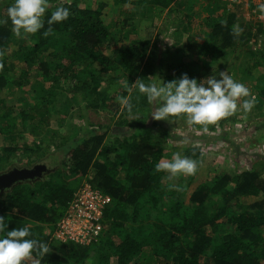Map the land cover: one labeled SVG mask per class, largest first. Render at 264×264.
Returning a JSON list of instances; mask_svg holds the SVG:
<instances>
[{
    "label": "trees",
    "instance_id": "16d2710c",
    "mask_svg": "<svg viewBox=\"0 0 264 264\" xmlns=\"http://www.w3.org/2000/svg\"><path fill=\"white\" fill-rule=\"evenodd\" d=\"M110 1L113 8L138 2L148 4L152 18L160 20L165 10H174L177 0ZM57 6L69 8V18L53 24L52 31L45 36L43 33L49 27L47 19ZM106 6L107 0L94 8L90 3L81 8L76 0L51 4L43 17L44 28L22 37L16 36L12 27L0 25V91L8 87L20 90L26 86L25 71L17 78L10 76L8 63L17 58L25 66L33 65L42 83H50L51 87L65 83L79 106L84 101L81 91L89 86V91L95 92L111 72L124 75L129 88L137 76L140 78L155 26L147 27L143 39L138 38L133 28L125 32L130 20H121L115 26V22L109 23ZM234 24V14L221 16L207 35L209 43H219L224 48L240 44V38L232 31ZM156 35L157 38L159 34ZM254 37L255 33L251 32L250 36L241 38L249 43L252 52H257L254 55H262L264 62V49H261L264 45L254 49L250 43ZM110 42L116 43L117 49L109 57L103 48ZM12 44L17 48L12 49ZM204 45L188 35L179 49L185 60L193 51L212 58L214 47L204 52ZM190 63H181L179 67L186 68ZM117 79L111 80L112 84H116ZM261 80L257 82L258 105L254 109L264 105V80ZM149 83L154 80L146 84ZM55 95L52 91L45 92L43 98L35 99L31 105L24 100L25 109L17 112L18 120L4 111L12 107L0 99V135L7 139L13 136L18 121L22 128L34 125L33 134L49 127L51 122L58 124L64 116L55 107ZM125 110L111 125L95 130L88 123L86 131L73 134L70 145L57 146L66 147L70 153L79 148V153H73L69 166L58 164L50 171L42 164L47 173L49 171L44 174L46 179H39L41 176L36 183H18L0 193V216L5 217L8 230L27 225L31 238L48 244L49 252L44 256L33 253L31 258L36 264H264V178L261 169L216 174L193 189L187 205L182 199L187 187L164 186V172L154 168L162 158L168 134L151 119L143 116L129 119L130 114L135 113L134 108L131 112ZM191 129L205 132L200 126H191ZM215 130V125H209L207 132ZM98 131L103 132L98 134ZM108 133L113 138L107 143ZM41 150L45 154L49 152L36 143L31 147H13L12 144L0 148V173L11 167L19 152L38 155ZM201 154V148L196 146L183 150V155L192 159ZM89 170L93 172L89 184L111 198L104 211L103 230L96 242L88 246L58 242L52 238V233L78 189L70 190L69 182L59 175L79 179ZM193 180L191 176L187 185ZM249 197L263 199L249 204L246 202Z\"/></svg>",
    "mask_w": 264,
    "mask_h": 264
},
{
    "label": "rangeland",
    "instance_id": "374dc122",
    "mask_svg": "<svg viewBox=\"0 0 264 264\" xmlns=\"http://www.w3.org/2000/svg\"><path fill=\"white\" fill-rule=\"evenodd\" d=\"M76 1L81 8L88 3L94 8L98 3L106 0ZM12 2L13 0H0V20L5 21L4 23H0V25H5L9 28L12 25L11 21L7 19L6 9ZM47 2L48 6H51V4L61 5L70 3L73 0H47ZM107 5L108 7L104 8L108 13L107 21L109 23L115 22V26L119 25L121 20H130L131 23L128 27L124 25L126 27L125 32L133 28L134 34L138 38L143 39L147 27L155 26V33L151 39L148 58L143 63L139 74L140 78H137V76L128 88L124 75L119 72H111L100 83L95 92H90L89 86L86 87V90L81 91L80 95L84 97V101L79 106L76 103V98L68 93L65 83L63 85L54 84L51 87L50 83L41 82L37 76L38 72L33 65L25 66L18 58L12 60L8 63L11 66L10 76L17 78L25 71L28 79L26 86L22 89L20 88V90L16 87H8L0 91V99L4 100L7 106L12 107V110L4 108V111L10 113L13 118L18 120L17 112L25 109L24 100H27L29 105H31L35 99L43 98L45 92L52 91L53 94H56L53 99L55 107L61 111L64 118L58 124L51 122L49 127L39 129L34 134L32 133L34 125L22 128L20 121H18L13 130V136L7 139L0 135V148H6L12 144L13 147H31L32 143H36L41 144L47 150L49 149L48 153L45 154L41 150L38 155L19 152V155L12 161L11 166L30 167L34 164H44L50 171L56 168L58 164L69 166L73 153H79V148H75L73 153H70L66 147L63 149L57 146L61 143L63 145H70L74 140L72 138L74 137L73 134L87 129L88 123L93 125L95 130L99 126L111 125L122 110L126 109L125 112L127 111V108L119 102L118 98L130 97V102L133 104L135 113L130 114L129 119L137 116H143L148 118V120L151 119L150 121L157 124L161 128L160 130L168 134V141L163 145L164 150L161 160L170 159L174 152H180L183 155L184 148L194 146L201 148L202 154L194 159L198 161V168L196 173L191 175L194 180L190 185H187V181L191 176H178L169 179L167 174L164 173V186L187 187V191L182 198L185 204H189V198L196 186L201 182L210 180L216 174L221 172L234 173L244 170H260L261 168L264 170V165L260 167L254 163L258 158L264 157V144H259L255 136H252L253 129L256 127L253 125L244 127L248 123L243 117L245 115L255 118L256 110L254 108L258 105L256 99L257 92L259 91L257 89V82L261 79V81L264 80L262 55H254L257 52H252L248 46L249 43L241 38L243 35L250 36L254 30V26L258 25L256 15L253 13L251 7L247 8L245 5L238 7L236 4L227 6L222 4L220 0H177V8L174 7V10L168 12L165 10L160 20H156L152 18L151 13L148 11V4L138 2L136 5H119L113 8L111 1L107 0ZM177 12L180 14L177 15ZM228 13L235 16V24L233 26H238L242 29L240 34L237 35L240 38V44L236 43V46L231 48H224L219 43H216V45L210 44L207 35L211 31L212 24L220 19L221 16ZM157 33L159 36L156 38ZM188 35L198 44H205L204 52H208L211 47H214V51H212L214 56L212 58H205V53L199 56L196 51H193L191 56L185 60L179 49V44H184ZM11 48L16 49L17 45L12 44ZM116 49L117 45L114 42L106 43L103 48L105 54L109 57ZM262 49H264V46ZM189 61L191 63L186 68L179 67L181 63ZM250 69L251 72H249ZM220 71H225L237 82L243 83L249 89L250 96L240 98L238 106L244 99L254 98L255 103L249 112H244L241 109L232 116L218 121L215 124V132L201 133V131H194L183 117H171L168 121L153 119L150 113L153 111L155 105L149 104L145 96L139 93L136 87L140 82L146 84L148 80H154V83L157 84L168 82L179 78L185 73L189 78H196L197 80H202L210 75L219 78ZM249 76H252L253 79ZM116 78H118L117 83L112 84L111 80ZM116 109H118L117 112ZM102 132L98 131L97 133L101 134ZM112 138L109 137L108 133L106 142L108 143ZM21 150L23 151V149ZM90 171H88L85 177L79 179H75V176L71 175L65 176L61 174L59 176H63V180L66 183L69 182V189L74 191L79 188L81 183H90V180L93 178V172ZM39 179H46L45 175ZM52 179L54 180L56 177H52ZM38 180H33V183H36ZM262 199L261 197H249L246 199V202L251 204ZM44 232H47V228L44 229ZM25 263L36 264L33 258L27 259Z\"/></svg>",
    "mask_w": 264,
    "mask_h": 264
},
{
    "label": "clouds",
    "instance_id": "9594fccd",
    "mask_svg": "<svg viewBox=\"0 0 264 264\" xmlns=\"http://www.w3.org/2000/svg\"><path fill=\"white\" fill-rule=\"evenodd\" d=\"M48 9L47 0H13L7 7V19L11 21L12 32L22 37L35 34L44 28V15ZM254 12L264 18V2L257 5ZM70 10L64 6H57L47 19L48 29L43 35L52 31L53 24H59L69 18ZM5 21L0 20V23ZM233 33L239 35L242 29L233 26ZM139 93L143 94L149 104H154L150 116L155 120L168 121L171 117H183L190 126H200V130L207 132L209 125L232 116L239 110L249 112L255 100L249 97V89L241 82H237L225 71H220L219 78L210 75L202 80L189 78L185 73L179 78L168 82L149 83L140 82L136 85ZM119 102L129 112L133 109L130 97H119ZM155 171L164 172L169 179L178 176L194 175L198 168V161L189 156L174 152L170 159H162L155 166ZM29 226L8 230V223L4 216H0V264H25L33 253L44 256L49 252L46 242L31 238Z\"/></svg>",
    "mask_w": 264,
    "mask_h": 264
},
{
    "label": "built area",
    "instance_id": "2783aa9c",
    "mask_svg": "<svg viewBox=\"0 0 264 264\" xmlns=\"http://www.w3.org/2000/svg\"><path fill=\"white\" fill-rule=\"evenodd\" d=\"M224 5L251 7L256 15L254 26L255 37L250 43L254 49L264 45V18L254 12L257 5L264 0H220ZM262 49V48H261ZM111 198L94 189L89 183L83 182L73 194L64 215L58 220L52 238L61 243L71 242L77 246H88L96 242L103 230V215L110 205Z\"/></svg>",
    "mask_w": 264,
    "mask_h": 264
},
{
    "label": "water",
    "instance_id": "95a60500",
    "mask_svg": "<svg viewBox=\"0 0 264 264\" xmlns=\"http://www.w3.org/2000/svg\"><path fill=\"white\" fill-rule=\"evenodd\" d=\"M41 170H46V167L42 165L31 170L21 169L18 171L13 169L10 172L0 173V193L9 190L15 184L32 181L35 177H41Z\"/></svg>",
    "mask_w": 264,
    "mask_h": 264
},
{
    "label": "crops",
    "instance_id": "0c3cea01",
    "mask_svg": "<svg viewBox=\"0 0 264 264\" xmlns=\"http://www.w3.org/2000/svg\"><path fill=\"white\" fill-rule=\"evenodd\" d=\"M254 110H256L255 116L258 115L257 116L258 118H252L253 116L247 117V116L243 115L244 119H246V121L248 123L247 125H244V127L246 128L249 125H253L254 127H256L253 129L252 136H255V138L258 140L259 144H264V136H263L264 135V105L261 106L259 109H254ZM245 128H244V130H245ZM256 155H258V154H256ZM254 163L257 164L258 166L262 167L264 165V157L258 158V160L255 161ZM260 171H261L262 177H264V170H262V168H261Z\"/></svg>",
    "mask_w": 264,
    "mask_h": 264
},
{
    "label": "flooded vegetation",
    "instance_id": "af4514ba",
    "mask_svg": "<svg viewBox=\"0 0 264 264\" xmlns=\"http://www.w3.org/2000/svg\"><path fill=\"white\" fill-rule=\"evenodd\" d=\"M39 166H42V165H34V166H30V167H16V166H11L9 169H7L5 172H10L11 170L13 169H16V170H21V169H28V170H31L33 169L34 167H39ZM3 172V173H5ZM41 176H43L45 173H47V170H41ZM40 177V176H39ZM39 177H35L34 180L38 179ZM30 181V180H29ZM33 181V180H32ZM16 185V184H15Z\"/></svg>",
    "mask_w": 264,
    "mask_h": 264
}]
</instances>
